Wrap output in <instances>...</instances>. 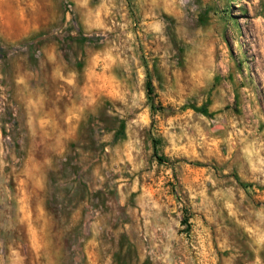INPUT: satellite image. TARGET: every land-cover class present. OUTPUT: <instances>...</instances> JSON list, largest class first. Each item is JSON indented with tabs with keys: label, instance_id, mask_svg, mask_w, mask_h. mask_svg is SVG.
I'll list each match as a JSON object with an SVG mask.
<instances>
[{
	"label": "rangeland",
	"instance_id": "rangeland-1",
	"mask_svg": "<svg viewBox=\"0 0 264 264\" xmlns=\"http://www.w3.org/2000/svg\"><path fill=\"white\" fill-rule=\"evenodd\" d=\"M0 264H264V0H0Z\"/></svg>",
	"mask_w": 264,
	"mask_h": 264
},
{
	"label": "trees",
	"instance_id": "trees-1",
	"mask_svg": "<svg viewBox=\"0 0 264 264\" xmlns=\"http://www.w3.org/2000/svg\"><path fill=\"white\" fill-rule=\"evenodd\" d=\"M146 88H147V94H148L149 98L153 99L152 95L154 94V85L150 79H148V81H147V87ZM159 159L161 161L165 160L164 157H159Z\"/></svg>",
	"mask_w": 264,
	"mask_h": 264
}]
</instances>
